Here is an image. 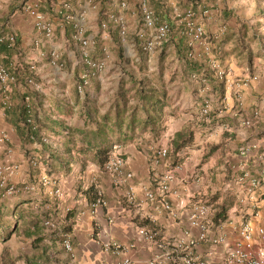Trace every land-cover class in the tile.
Instances as JSON below:
<instances>
[{
	"label": "crops",
	"instance_id": "1",
	"mask_svg": "<svg viewBox=\"0 0 264 264\" xmlns=\"http://www.w3.org/2000/svg\"><path fill=\"white\" fill-rule=\"evenodd\" d=\"M139 1L129 0V8L123 10L114 0H0V35L13 34L16 37L12 47L0 45V48L5 47L0 49V65L18 76V83L10 92L11 108L7 111L0 109V133L6 132L8 136L6 144L0 143V160L6 155L8 147L11 150L10 161L18 166L8 177V183L16 185L18 192L6 201L0 197V201L7 204L13 200H23L22 206H29L37 214L31 218L41 224L39 231L28 223L24 224L22 228L26 234V250L21 246L16 247L10 259L13 264H116L121 257L104 250L102 246L109 240L126 245L128 249L124 256L136 264H149L153 254H162L167 249L174 250L175 255H178L173 246L174 241L183 237L185 231L190 236L197 235L198 229L189 224L187 215L190 204L201 198H205L212 208L211 233L223 235L230 245L237 239V227L242 218L254 225L264 220V195L237 204L240 197L235 177L244 170L258 174L264 169V50L252 53L242 49V46L245 47L242 40L245 20L248 19L247 9L234 0H204L196 9H193L195 6L192 8L196 12L195 22L206 31V45L210 53H206L205 44L200 43L190 49L192 55L189 56V49L185 53L189 59L202 64L203 70L209 75L212 74L210 60L215 58L227 73L226 81L217 79V82L213 74L210 75L212 78L207 77V81L201 76L193 78V74H188L186 81L189 85L185 89L194 94V98L189 96L186 99L188 103L180 101V104L177 101L175 106L180 107L175 116H170L166 111V128L160 137L147 141V134L138 135L132 142L119 144L125 167L132 173V178L122 187L113 186L110 177L88 156L73 155L68 172L59 170L55 175H48L41 164L45 156L42 143L32 137H25L27 130L17 120V107L22 103L24 94L31 98L37 132L49 138L47 144L51 148H59V140L66 137V132L60 133L51 122L62 121L65 128H83L87 125L94 129L95 122L113 105L117 94L110 95L106 102L96 99L94 95L99 86L102 89L110 85V82H103L102 75L107 71L98 76L95 75L98 72L92 73L89 85L92 96L87 93L81 97L76 93L75 82L84 67L80 44L75 35L81 29L83 35L93 42L91 57H99L102 51L98 53V50L106 47L102 45H109L112 37H118V31L110 29L114 28L111 21H108V31L99 27L100 22L107 20L110 14L120 15L132 31L137 26L134 11ZM181 1L186 2L160 0L165 3V9L169 7L168 10L173 11L171 19L154 10L159 20H165L174 27L171 35L174 48L179 39L185 40L182 35L189 40V36L185 35L184 21L178 16L187 8ZM257 1L258 6L264 9V0ZM26 4H37L38 9L51 22L54 30L51 38H45L36 30L33 18L24 10ZM202 8L203 11L207 10L206 14L202 13ZM213 11L217 12L213 14ZM260 25H264V21ZM36 40L39 41L38 46L33 43ZM261 45L264 49V40ZM50 50L60 53L63 68L53 67L45 57L40 56L41 52L47 53ZM110 54L113 57H109L108 68L115 67L111 78L117 74L131 75L127 67L124 70L117 68L116 53ZM126 56L134 55L124 49L122 60ZM145 59V55H142V64ZM31 66L35 69L32 70ZM29 74H33L38 81V90L23 84L22 79ZM214 84L217 88H214ZM113 88L111 92L117 89ZM204 96L210 98V110L206 116L201 113ZM254 112H257L256 116ZM244 120H250L251 124L243 125ZM186 127L192 130V142L174 157L169 140ZM53 131L57 132V136L51 134ZM252 144L257 147L247 154L241 152L244 146ZM165 145L169 146L168 157L165 160L158 159L156 150ZM30 158H36L41 166L33 168L29 163ZM175 159L178 164L173 166ZM83 162L85 166L82 169ZM169 170L174 175L171 188L177 190V195L170 198L172 212L175 214L173 217L160 207L158 200H146L143 191V188H148L155 192L154 177ZM42 175H48L54 183H43L40 179ZM93 176L97 178L99 188L107 200V206L98 208L94 213L89 206L92 198L89 199L85 192L92 184ZM57 188L61 191L59 197L54 195ZM128 190L133 194L132 202L125 198ZM206 192L210 196L218 195V200L212 201V197L204 195ZM228 195L233 196L234 205L227 210L224 220L215 222V204ZM47 219L52 220V227L44 225ZM25 220L29 218L22 219ZM65 228L70 230L68 237L72 243L71 254L65 251L61 242ZM139 228L157 231L156 240H145L138 234ZM37 237L41 239L34 244ZM194 252L201 259L216 264L223 255L224 246L202 242L195 247ZM0 264H8V261L0 258ZM157 264L170 263L159 261Z\"/></svg>",
	"mask_w": 264,
	"mask_h": 264
},
{
	"label": "built area",
	"instance_id": "2",
	"mask_svg": "<svg viewBox=\"0 0 264 264\" xmlns=\"http://www.w3.org/2000/svg\"><path fill=\"white\" fill-rule=\"evenodd\" d=\"M39 1V0H38ZM120 9L129 8V0H114ZM67 7V4H64ZM24 10L33 18L34 26L45 38L49 39L53 36V27L49 20H47L44 14L38 9L37 4H26ZM141 15V26L137 29L135 36L139 41L140 47L144 53H150L155 49L161 47L164 42L168 40L170 33V24L165 20H159L154 11L150 7L147 0H140L135 9ZM135 13V12H134ZM203 14L206 11L202 12ZM196 12L192 8H188L180 13L178 16L182 18L185 26V33L189 36L188 46L192 49L196 43L205 44L204 50L206 53H210L209 47L206 45L207 35L204 27L201 24L195 22ZM68 18L70 16H67ZM108 21H111L118 28V36L121 44L125 46L127 36V25L124 18L120 15L110 14L107 20L100 22L99 27L102 30L108 28ZM81 48L82 65L84 69L79 73L75 82L76 93L85 97L90 85V78L92 73L101 72L107 66V62L110 57V53L106 48L102 49L101 55L97 58H93L90 55L93 48V42L83 35L81 29L77 30L75 35ZM16 37L13 34L0 35V45L6 47H12L15 44ZM38 46L39 41L33 42ZM189 56L192 53L189 51ZM41 57H45L47 62L53 67L58 69L63 68L64 62L61 59V55L57 50H50L47 53L41 52ZM32 70L34 66L30 67ZM210 69L214 77L218 80H225L226 72L216 61L215 58L210 60ZM194 78V75L192 76ZM24 85L38 90L39 83L36 81L33 74L26 75L23 78ZM204 80V79H203ZM226 81V80H225ZM18 83V76L4 65H0V109L7 111L11 108L10 92L12 88ZM205 83V82H204ZM207 84L205 83V86ZM207 89V86L205 87ZM23 104L27 108L26 123L35 129L33 122L34 107L31 104V98L29 95L24 94ZM210 110V98L204 96L202 102V115L206 116ZM257 112H254V116ZM243 125L248 126L249 120H244ZM8 142V136L6 132L0 133V143L6 144ZM42 143H49V138L41 136ZM256 144L244 146L241 149L243 154H247L250 150L256 148ZM11 150L6 148V155L0 160V187L4 188V194L6 196H13L18 192L16 185L8 184V174L17 170L18 166L10 161ZM169 154V146H160L156 150V156L158 159L165 160ZM29 163L33 168L40 167V162L36 158H30ZM103 170L110 177L111 183L115 187H122L128 180L132 178V173L125 167V160L121 156L119 151V145H112V152L107 162L103 165ZM43 183H54L48 175H42L40 177ZM174 179L172 171H166L160 175L154 177L156 184V191H152L148 188H143L145 199L148 201L158 200L161 208L165 209L173 217L175 214L172 212V206L170 198L173 195H177V190L171 188V182ZM91 183L96 189V196L90 202V211L94 213L100 207L107 206V200L103 192L99 188L97 178L93 176ZM235 183L238 185L239 192L238 203L242 204L246 199L253 201L258 197L264 195V169L258 174H254L250 171L244 170L242 173L235 177ZM54 195L59 197L61 195L60 189L54 190ZM246 197V198H244ZM125 198L132 202L134 200L131 191H127ZM211 206L205 198L198 199L190 204L188 211V222L192 227L198 229L196 236H190L188 231L183 233V237L177 238L174 241V249L178 252L175 255V251L170 249L164 250L162 254H153L149 264H157L159 261H168L170 264H213L207 259H201L195 254V247L202 243L207 242L212 246H224V252L220 260L216 264H264V220L258 224H252L249 220H243L237 227V239L230 245L226 242L223 235H213L211 233L212 226L210 220ZM44 225L52 227L53 222L50 219L44 221ZM138 234L145 240L153 242L156 240L157 231L153 229L139 228ZM62 245L66 252L72 253V245L70 243L68 235L62 240ZM103 249L111 252L116 256H120L121 259L116 264H136L129 257L124 256L127 246L121 244L116 240H109L102 244ZM123 254V256H122Z\"/></svg>",
	"mask_w": 264,
	"mask_h": 264
},
{
	"label": "trees",
	"instance_id": "3",
	"mask_svg": "<svg viewBox=\"0 0 264 264\" xmlns=\"http://www.w3.org/2000/svg\"><path fill=\"white\" fill-rule=\"evenodd\" d=\"M243 34L245 35V32ZM182 37L186 38L184 35H182ZM179 40V43H175V48L177 58L182 64H184L182 70L184 73L183 76L187 77L188 74H193L194 77L201 76L200 78H204L207 81V77L209 76L210 78V75L213 73L209 75L206 70H203L204 66L202 64L189 59L185 53L187 51L186 49H189L190 51V47L187 46L186 41L183 38ZM167 41L164 42L161 47L165 48ZM5 47L0 49H5ZM23 80L24 79H22V82ZM215 80L219 82L217 79ZM209 81H211V79ZM214 88H217L215 84ZM129 91H132V95H130L131 98L125 97L126 91L122 92L119 96L117 95L118 98L113 105L101 114L100 119L95 122L94 129L87 125L83 128H65L62 121L51 122L52 126L57 127L60 133L66 132V137L59 140V148H51L49 144L41 142V136L37 132V127L35 126V129H32L25 121L27 108L23 102L18 104L17 120L18 122L21 121L27 130V135L25 136L27 139L32 137L42 143L45 156L41 159V164L46 168L48 175H55L59 170L68 172L70 170V164L73 162V155L88 156L95 165L100 169H103V165L111 155L113 144L119 145L121 143L132 142L134 137L136 138V136L144 134L148 135V137L145 138L147 141H150L151 139L156 140L160 137L166 128L168 116L166 114L168 113L170 116H175L177 113V107L173 106L171 108L172 104L168 99L166 89L163 86L158 87L145 80L137 81L131 78V87L129 88ZM130 100L132 101L130 102ZM165 108H168L169 112L167 111L166 113ZM13 123L16 124V121H13ZM45 130L48 131L49 129L45 128ZM34 132L37 133L35 134ZM51 134L57 136V132L53 131ZM192 137V130L189 127L174 134L169 140L172 147L171 153L174 157L182 148L191 144ZM121 156L124 158L123 154H121ZM177 164L178 161L175 159L172 165L176 166ZM84 166L85 163L83 162L81 168L83 169ZM0 189L2 191L0 192V197L6 201V198H4L5 189ZM85 192L89 199L92 198L93 200L96 196V189L92 184L85 189ZM232 197L233 196L228 195L215 204V222H218V220H224L227 217V210L234 205V198ZM218 198V195H214L211 199L212 201H216ZM4 201H0V241H5L10 233L16 231L18 228L17 224L20 221L22 224L28 223L32 225L37 231L40 230L41 224L39 221L31 218L32 216H37V214L34 213L29 206L28 208L23 207V200H13L11 205L6 208L5 206L7 205L3 204ZM4 215L14 218L12 225H3L1 219ZM44 216L46 217L47 215L44 213ZM25 217H28L29 220L22 221ZM69 231V228L64 229L62 232L64 235L61 240H63L66 235H69ZM40 239V237H37L34 240V244Z\"/></svg>",
	"mask_w": 264,
	"mask_h": 264
},
{
	"label": "rangeland",
	"instance_id": "4",
	"mask_svg": "<svg viewBox=\"0 0 264 264\" xmlns=\"http://www.w3.org/2000/svg\"><path fill=\"white\" fill-rule=\"evenodd\" d=\"M165 1L169 2L170 0H165ZM195 1H198V2H195ZM202 1L204 0H191V2L189 0H186V2L181 1V3L187 5L186 9L193 8L194 6L195 8L193 9H196V6L201 5ZM234 1H236L237 3H240V5H243L247 9L246 17H248V19L245 20V28H244L245 35H244V39L242 40V42L245 43V47L242 46V49L245 51L252 52V53H254L255 51H259V50H264L263 46L261 45L264 40L262 38L263 37L262 35H264V25H260V23L264 21V18H263L264 9L258 6L259 4H258V1L256 2V0H234ZM148 3L153 11L155 10V12L158 14L164 13L165 15H168L167 17L168 19H171L170 16L172 15L173 11L172 10L169 11L168 10L169 7L165 9L164 8L165 3H161L160 0L158 1L148 0ZM212 4L214 5V2ZM207 7H210V6H207ZM214 7H216V5H214ZM201 10L203 11V8ZM134 12L136 13V16H137V24H136L137 26L133 28L132 31H130L127 26L128 32H127V36L125 40L126 48H123V45L121 44L122 42L120 41L119 36L116 38L112 37V43H110L109 45L108 44L102 45V47L106 46L105 48H107V51L109 53H112V54L116 53L117 60L115 64L116 66H118L117 68L124 70L127 67V71L130 72L131 75L117 74L111 78V74L113 73L112 72L113 68L115 69V67L108 68V63H107L106 68L102 70L101 72H98L95 75L98 76L99 74L107 71L105 74L102 75L103 82L104 84H106L107 82H110L109 83L110 85L105 86L102 89L99 86V88L95 91V94H94L96 96V99L97 98L103 99V101L106 102L107 99L110 97V95L116 93L119 96L124 91H126L125 97L131 98L130 95H132V91H129V88L131 87V78H133L137 81L145 80L146 82L154 84L155 86H158V87L163 86L167 91L169 101L174 106L176 105L177 101H179V103L180 101L181 103H188L186 99L189 96L190 98L193 99L194 94L192 93L190 94L189 91L185 89L186 85L188 86L189 83L186 81V77L183 76L184 73L182 72V70H183L184 64H182V62L177 58L176 50L173 46L174 41L171 35L173 34L174 27L170 26L169 39L167 41V45L165 48L159 47L150 53H144V51H142L140 47L139 41L137 40L135 36L137 29L141 26V15L136 10ZM216 12L217 11H213L212 13L215 14ZM206 13H207V10H206ZM255 18H259V19H257L255 22ZM112 25L114 26V28H110V29H114L115 31H118V28L114 24ZM110 29L107 28L106 30L108 31ZM176 31H178V29ZM185 35L187 34L185 33ZM187 40L188 38L186 37L185 41ZM124 49H128L134 56L133 57L126 56V58L122 60V56L124 55ZM101 51H102V48L98 50V53H100ZM109 55L113 57V55L111 54ZM142 55H145L146 57L144 64H142L140 60ZM112 62H113L112 64H114L115 61L112 60ZM177 69L179 70V73H177ZM180 71H181V74H180ZM113 87L117 89L111 92V90L114 89ZM89 89L87 93L92 96L93 94H91ZM118 96L116 97L115 100H117ZM131 101L132 100H130V102ZM178 107H180V105L177 106V111H179ZM184 109H187V108H184ZM165 111H168V108H165ZM249 122H250L249 123L250 125L251 121L249 120ZM13 173L14 172L8 174L6 177L8 178ZM200 193L203 194L202 191H200ZM204 195H207L209 197L214 196V194L210 196L209 194H207V192L204 193ZM4 198H6L7 200L12 197L5 195ZM11 202L7 203L6 204L7 206H5V208L9 207L11 205ZM237 204L239 203L237 202ZM1 220L3 221L4 226L12 225L14 218L8 215H4L2 216ZM17 225H18V228L16 229V231L10 233V235L5 241H0V258L1 260L6 259L8 261V264H13L10 262V259L11 257H13L12 254L15 252V249L17 246L19 247L21 246L24 250H26V246H25L26 234L24 233V230L22 228L24 224H22L21 222H18ZM19 229H21V231H19Z\"/></svg>",
	"mask_w": 264,
	"mask_h": 264
}]
</instances>
